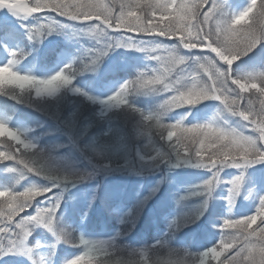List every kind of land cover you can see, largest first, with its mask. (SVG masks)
Here are the masks:
<instances>
[{"label": "snow or ice", "instance_id": "6c2138e0", "mask_svg": "<svg viewBox=\"0 0 264 264\" xmlns=\"http://www.w3.org/2000/svg\"><path fill=\"white\" fill-rule=\"evenodd\" d=\"M0 11L12 18L0 20V95L14 102V115L7 107L0 110V145H6L0 147L4 264H20L4 259L12 256L54 264L58 244L79 250L63 264H126L114 258L137 251L144 264H264V169L247 178L260 189L248 188L244 195L252 198L251 214L237 218L231 212L247 169L264 165V0H245L239 9L230 0H0ZM50 36L76 41L79 50L73 54L53 43L39 51L36 46ZM28 45L33 47L26 51ZM118 49L141 53L151 64L133 73L118 61L102 67ZM30 56L33 67L39 61L38 74L20 68ZM138 97L158 99L145 111L136 105ZM32 113L41 119L33 122ZM117 115L135 121L137 139L149 138L145 149L151 151L137 153L148 167L209 174L177 201L197 198L191 209L170 219L163 236L138 250L121 246L118 240L127 233L119 229L108 239L80 233L77 243L75 231L62 223L70 188L129 168L127 160L118 164L96 146L110 138L105 123ZM226 169L236 170L228 173L230 179L221 176ZM221 185L228 213L219 243L195 252L174 248L176 232L202 217L212 221L211 202ZM158 190L159 182L118 223L134 227ZM96 198L87 202L81 223ZM37 228L53 237L46 257L36 256L42 245L30 242ZM159 249L168 258L151 261L150 253ZM181 253L182 259H172Z\"/></svg>", "mask_w": 264, "mask_h": 264}, {"label": "rangeland", "instance_id": "374dc122", "mask_svg": "<svg viewBox=\"0 0 264 264\" xmlns=\"http://www.w3.org/2000/svg\"><path fill=\"white\" fill-rule=\"evenodd\" d=\"M245 0H230V4L233 9H239L243 7ZM44 15V14H40ZM54 15V14H52ZM11 17H7L6 13L0 11V20L11 21ZM59 19V18H58ZM27 23V22H26ZM25 45L27 41L25 40ZM55 44L59 49H66L69 52L75 54L79 50L80 44L65 36H50L47 41L42 45H37L36 48L42 51L46 46ZM85 43L84 47H88ZM33 46L28 45L26 51ZM0 50V55H2ZM38 55V52L34 51L33 56ZM33 57L30 56L28 60H25L20 65V68L25 71H32L34 74L39 73V61L36 62V67H33L31 61ZM52 57H49L51 61ZM86 59V57H85ZM112 61H118L123 65L128 66V73H133L137 69H145L146 66H150L151 62L145 60L143 54L137 52H126L123 49H118L111 53L109 57L105 58V64L102 67H107ZM235 67V66H234ZM128 73H121L122 78H127ZM91 73H86L85 76H91ZM79 80H84L85 77H78ZM72 99H75L74 97ZM158 98L138 97L136 98V105L143 108L145 111H149ZM13 101L7 100L6 97L0 95V110H5L7 107L9 115H14L11 112V106ZM22 112H28L29 109L17 106ZM182 111L180 109L176 112ZM171 113L172 117L179 118L178 113ZM215 108L209 109L206 118H211ZM33 122L37 119H41L38 113H32ZM191 119V117H189ZM49 125L54 124V121H49ZM135 121L130 117H124L121 115L114 116L112 120L105 123V130L112 129L110 132V138L103 142H98L97 147H100L102 151H105L110 158H115L118 164H123L125 160L129 162V168L121 171H112L108 173H100L95 176L90 182L78 185L77 187L70 188L64 194V204H62L61 211L63 212L62 223L68 225L75 231L77 237V243L80 233L87 237L96 239H108L113 236L119 229L121 233H127L122 235L118 242L124 247L139 248L150 245L153 240L159 236H163L168 231L169 220L179 213L189 211L191 206L195 203V197H191L187 201H183L177 204L180 196L187 195L185 189L194 183H199L203 179L208 177V173L202 170L189 169V168H175L169 169L164 165L160 167H148L143 161L138 159L137 153L145 155V151H151V148L145 149V146L149 144V138L142 136L139 139L135 136ZM34 126V123L33 125ZM95 134V133H94ZM6 139V138H4ZM158 139V138H157ZM0 147H6V145H0ZM130 169V170H129ZM258 169H264V165H255L252 168L247 169L245 172L246 183L243 185V191L241 196L237 198L235 207L232 208V215L240 216L251 214L252 212V198L244 199V195L247 194L248 188H254L256 191H260L256 185H253L247 180L248 177L257 174ZM234 169H226L221 173V176L230 179L228 173L235 174ZM0 173V177H2ZM159 182V190L154 196L147 201L141 212L139 218L135 221V226L125 223L119 224L118 221L123 214L129 209H133L134 205L139 200H143L145 196L149 195L152 188L157 187ZM95 194L96 200L92 203V207L89 210L88 218L81 223L80 216L86 208L87 202ZM226 188L224 186H218L215 193L217 197L211 202V206L215 208V214L211 222L205 217L201 218V221L195 225H190L187 228L181 229L176 232L172 237V245L174 248H180L181 246L188 248L190 251L195 252L197 250H203L205 247H211L215 243H219L221 236V228L223 227V216L227 215L228 208L226 201L220 199L223 195H226ZM261 194H264L262 192ZM93 217L100 220V225L105 221L112 224L110 231L106 234H95L94 231H87L85 228ZM131 228V231L128 229ZM225 232L232 231L231 229H225ZM137 233H141V236L136 237ZM132 236L136 237V241L129 240ZM32 244L39 243L42 247L36 249V256L48 255V246L53 243V237L42 232L37 228L33 233V237L30 241ZM77 248H73L64 244H58L55 249V256L53 257L54 264H63L64 261L71 259L76 253ZM151 261L157 259H167L168 254L166 250L159 249L156 252L150 253ZM183 254L174 255L172 259H182ZM4 259H10L13 261H20V264H28V261L22 257H5ZM115 260H123L126 264H144L143 258L138 254L128 255L127 253L118 254ZM0 264H4V260H0ZM114 264V262H113Z\"/></svg>", "mask_w": 264, "mask_h": 264}, {"label": "trees", "instance_id": "16d2710c", "mask_svg": "<svg viewBox=\"0 0 264 264\" xmlns=\"http://www.w3.org/2000/svg\"><path fill=\"white\" fill-rule=\"evenodd\" d=\"M100 220H98L96 217H93L91 221L88 223L87 227L85 230L87 231H94L95 234H106L110 231V228L112 227V224L108 221H105L102 225L99 224ZM141 236V233H137L136 237L138 238ZM136 237L132 236L129 240L132 242L136 241ZM125 245H122L124 247Z\"/></svg>", "mask_w": 264, "mask_h": 264}]
</instances>
